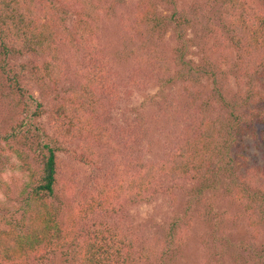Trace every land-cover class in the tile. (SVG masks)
<instances>
[{"label": "trees", "instance_id": "16d2710c", "mask_svg": "<svg viewBox=\"0 0 264 264\" xmlns=\"http://www.w3.org/2000/svg\"><path fill=\"white\" fill-rule=\"evenodd\" d=\"M107 1L104 15H119L125 47L116 56L104 35V15L86 0H0V144L15 151L27 171L21 204L0 217V264H167L192 237V214L188 220L185 213L172 217L153 241L140 236L142 241L122 231L114 213L160 193L175 204L181 191L190 195L187 211L205 202L223 180L235 213L216 212L210 221L221 234L214 241L218 263L211 264H223L229 246L239 259L264 264V243L258 244L264 182L252 187L249 178L239 177L233 151L239 136L264 120V108L251 106L264 103V11L255 0H211L224 9L237 54L223 69L210 54L199 63L188 58L194 16L178 8V0H162L173 6L170 14H162L156 0ZM171 28L178 42L172 51L164 38ZM237 67L246 73L238 75L246 90L232 99L227 79ZM205 78L212 79V88L203 97L195 86ZM25 79L35 82L40 96ZM178 82L180 95H189L186 104L180 96L163 94L150 113L139 111L133 121L115 125L113 110L122 99L153 84ZM160 139L168 142L165 155L146 160L145 146L151 151ZM123 154L126 164L117 165ZM74 161L105 162L119 173L96 176L82 187ZM130 162L136 175L123 172ZM182 179L193 183L186 186ZM99 211L106 215L87 220ZM229 219L245 221L247 239L236 242L224 232L219 222Z\"/></svg>", "mask_w": 264, "mask_h": 264}, {"label": "rangeland", "instance_id": "374dc122", "mask_svg": "<svg viewBox=\"0 0 264 264\" xmlns=\"http://www.w3.org/2000/svg\"><path fill=\"white\" fill-rule=\"evenodd\" d=\"M86 1L88 7L96 10V12L101 15H104V11L109 6L107 0ZM156 1L159 3V11L162 14L172 13L174 9L172 5L162 0ZM254 5L259 10L264 11V0H255ZM177 7L188 10V12H191L194 16L193 23L187 31V37L191 40L190 52L187 55L188 58L195 63H199L201 59L208 56L205 54H210V58L213 61L221 63L223 69H228L229 64H231L232 61L237 60V54L231 49V43L229 41V22L227 18H225L222 5L219 2H211V0H178ZM115 16L112 14L109 17L104 15L103 27L104 35L106 34L105 36L108 37L107 39L113 43L111 50L116 56V53H121L125 47L123 38L120 35L121 25L119 24V15ZM174 36L175 31L173 28L164 35L166 42L169 44V50L171 51L178 45L177 39H175ZM25 58L19 60H25ZM239 74L245 76L246 73L237 67V69H234V71L229 74L227 79V96L229 98H238L242 96L246 90V84H243L238 79ZM211 81L212 79L205 78L201 80L199 84H196L195 89L200 90L202 96L206 97L212 88ZM24 84L36 96H40L39 87L35 82L30 79H25ZM182 92V82L175 84L170 83L165 85L164 88L160 87L157 83L151 85L142 92H134L130 97L122 99L116 109L113 110L118 119L117 122L114 123L119 127L118 124L120 123L125 124L130 120L133 121L139 111L150 113L151 109L155 108L154 105H156V100L160 99L163 94L180 96V98L182 97L180 103H182V105L186 104V100H189L190 98L185 92L180 95ZM149 96H152L155 102H150L148 99ZM203 97L201 100L199 99L198 102L202 101ZM251 106L255 108L256 111H262L264 103H261L260 105L252 104ZM253 112L255 113L254 110ZM3 118L5 117L3 116ZM41 120L46 123V116H43ZM261 134H264V120H258L253 129H250V131L239 136V145L237 144L238 147L235 146L233 150L235 153H238L237 171L239 172V177L249 178L252 187H255L259 180L264 182V138ZM4 146L5 143L2 141L0 144V183H4V185L3 187L0 186V217L7 214L8 209L13 205L16 204V206H18L21 204L17 199L21 196V190L23 189L24 182L27 178V171L21 167L22 161L18 157V154ZM167 146L168 142H163L162 139L154 144V149H151V151H148L147 146H145L144 151L147 152L145 153L146 160L150 161L159 159L162 155H165L166 152L163 151H166ZM119 151H121V149H119ZM125 155L128 156V153ZM125 155L123 154V156L121 155L118 157L116 160L117 165H123V162L126 164L128 159L125 160ZM62 156L66 161L71 162V158L68 154L63 152ZM130 159H132V157ZM74 163L81 168L79 183L82 187H88L94 181L96 176H107L111 173H119V169L117 168L114 170H108L112 165H108V167L105 162H101L99 165L95 166L83 165L78 161H74ZM119 167L120 166H118V168ZM123 172L125 174L136 175V171L134 172L133 169V162H130L129 165L125 166ZM181 182L185 183L186 186H191L193 183L190 179H182ZM226 182L227 180H223L215 191H208L205 202L202 204L199 203V205L193 204V206L191 205L187 211L186 208L190 203V195L181 191L179 192L178 201H176L175 204L171 203L170 197L167 194L160 193L151 201L129 203L126 205L125 211L114 213L112 217L120 223L122 231L133 232L138 235L141 240L143 237L151 240L155 235L161 233L162 226L172 217H184L186 215L184 218H187L188 220L189 216L192 214L194 227L190 232L193 235L187 243L179 247L175 256L172 257L171 260H168L167 264H203L207 259L210 260L207 264H211V260L217 262L214 241L215 238L220 237L221 234L220 232L214 233V228L210 225V221L211 219L216 220V212H224L227 210L231 214L235 213V210L225 192ZM260 186L264 188L263 183H260ZM9 188L11 190H9ZM200 211L202 218L199 217ZM105 215V212L99 211L98 214H92L87 220L93 222L97 218ZM235 222L236 221L233 219H229L227 221L225 220V222L220 221L219 225L226 230L224 232H227V235L232 237L233 241L236 240L237 242L240 239H247L249 233L245 221L240 220V222ZM140 236H142V238ZM205 238H207L208 241L203 243V239ZM153 240L154 239L151 241ZM260 243H264V228L258 239V244ZM71 249L72 247H70V250ZM228 249H230V251L228 252V257L224 258L223 264H250L248 261L239 259L233 246H229ZM215 261H213L214 264H216ZM69 263V260L64 261V264Z\"/></svg>", "mask_w": 264, "mask_h": 264}]
</instances>
